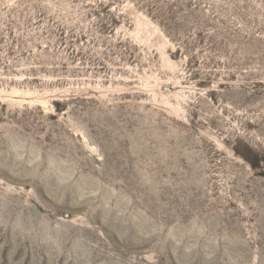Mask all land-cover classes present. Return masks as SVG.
<instances>
[{"label":"rangeland","instance_id":"rangeland-1","mask_svg":"<svg viewBox=\"0 0 264 264\" xmlns=\"http://www.w3.org/2000/svg\"><path fill=\"white\" fill-rule=\"evenodd\" d=\"M0 264H264V0H0Z\"/></svg>","mask_w":264,"mask_h":264}]
</instances>
